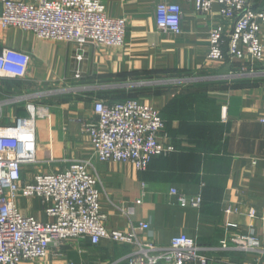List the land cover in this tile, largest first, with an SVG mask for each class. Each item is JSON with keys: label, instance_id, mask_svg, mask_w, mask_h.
<instances>
[{"label": "crops", "instance_id": "crops-1", "mask_svg": "<svg viewBox=\"0 0 264 264\" xmlns=\"http://www.w3.org/2000/svg\"><path fill=\"white\" fill-rule=\"evenodd\" d=\"M102 1L109 17L127 20L121 47L80 48L14 29L0 34L3 46L30 55L24 80L32 102L49 111L48 118L37 121L38 162L24 167V180L88 160L101 182L108 230L128 233L145 223L138 233L142 242L167 246L185 234L210 257L209 264H264V56L257 64L248 56L211 61L210 31H229V23L217 12L199 15L195 0ZM251 2L264 8V0ZM162 3L182 7L181 34L158 30L156 9ZM260 37L264 46V26ZM127 100L159 111L166 126L162 142L175 148L144 172L127 163L99 161L82 127L96 118L95 103ZM173 188L188 198L202 196L201 208L182 207ZM17 205L27 216L52 221L37 200L18 199ZM229 207L238 212L227 215ZM228 223L238 225L232 232L258 237L261 250H221ZM135 249L106 239L96 245L88 238L71 240L26 264H129Z\"/></svg>", "mask_w": 264, "mask_h": 264}, {"label": "built area", "instance_id": "built-area-1", "mask_svg": "<svg viewBox=\"0 0 264 264\" xmlns=\"http://www.w3.org/2000/svg\"><path fill=\"white\" fill-rule=\"evenodd\" d=\"M196 11L203 17L217 12L229 23V31L220 27L210 31L208 58L222 62L250 57L260 63L264 46L260 37L264 26V8L255 7L251 0H195ZM182 7L162 3L156 9L159 31L182 33ZM127 20L112 18L102 0H0V34L14 29L31 33L50 42L74 43L80 48L121 47L127 37ZM31 57L23 51L3 46L0 41V79L22 80L27 76ZM79 77V75H77ZM18 102L0 101V118L4 107ZM96 118L82 124L101 162L127 163L137 171H147L157 157L175 151L162 142L166 137L165 121L159 111L139 100L94 105ZM49 117L48 108L28 103L26 116H15L12 124H0V264H26L46 258L52 248L71 240L90 239L93 244L110 240L133 245L129 264H209L210 257L185 235L173 238L169 245L145 243L139 232L146 228L140 223L131 232L110 231L105 227L106 216L101 212V182L91 172L88 160L74 161L62 172L37 173L25 181V166L36 165V130L38 119ZM182 207L200 209L202 196L188 198L175 188ZM18 199L37 200L50 222L25 215ZM130 215L131 209H122ZM229 207L226 214L237 213ZM252 211L250 217L254 218ZM238 225L227 224V236L221 240V250L253 253L261 250L260 239L251 234L232 232ZM253 264V263H249Z\"/></svg>", "mask_w": 264, "mask_h": 264}, {"label": "rangeland", "instance_id": "rangeland-1", "mask_svg": "<svg viewBox=\"0 0 264 264\" xmlns=\"http://www.w3.org/2000/svg\"><path fill=\"white\" fill-rule=\"evenodd\" d=\"M14 32L22 35V33H20L22 31L14 30ZM32 96V89H29L26 80L0 79V101L15 98L18 101L12 105L4 107L6 112L4 113V116L0 118L1 123L4 121L9 123V121L13 120L15 116H19L20 113H26V106L28 103L38 105L36 102H32Z\"/></svg>", "mask_w": 264, "mask_h": 264}, {"label": "trees", "instance_id": "trees-1", "mask_svg": "<svg viewBox=\"0 0 264 264\" xmlns=\"http://www.w3.org/2000/svg\"><path fill=\"white\" fill-rule=\"evenodd\" d=\"M19 116H26V113L23 112V113H20ZM162 116V115H161ZM163 118V117H162ZM164 120V119H163Z\"/></svg>", "mask_w": 264, "mask_h": 264}]
</instances>
